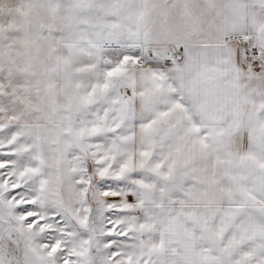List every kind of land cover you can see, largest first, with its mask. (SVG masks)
<instances>
[{"label": "snow or ice", "instance_id": "6c2138e0", "mask_svg": "<svg viewBox=\"0 0 264 264\" xmlns=\"http://www.w3.org/2000/svg\"><path fill=\"white\" fill-rule=\"evenodd\" d=\"M0 264H264V0H0Z\"/></svg>", "mask_w": 264, "mask_h": 264}]
</instances>
